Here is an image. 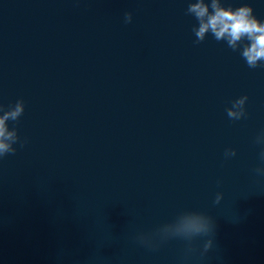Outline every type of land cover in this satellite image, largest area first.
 <instances>
[{
  "label": "water",
  "instance_id": "95a60500",
  "mask_svg": "<svg viewBox=\"0 0 264 264\" xmlns=\"http://www.w3.org/2000/svg\"><path fill=\"white\" fill-rule=\"evenodd\" d=\"M222 3L264 21V0ZM187 7L0 0V104L24 101L9 127L26 141L0 159V264H264V67L211 34L195 43ZM183 210L215 220L203 257L207 237L193 253L137 241Z\"/></svg>",
  "mask_w": 264,
  "mask_h": 264
},
{
  "label": "clouds",
  "instance_id": "9594fccd",
  "mask_svg": "<svg viewBox=\"0 0 264 264\" xmlns=\"http://www.w3.org/2000/svg\"><path fill=\"white\" fill-rule=\"evenodd\" d=\"M186 15L192 16L197 22L192 29L196 37L195 43L203 42L211 34L217 42H224L233 52H239L250 69L264 67V21L254 15L250 5L233 8L224 6L222 0H188ZM132 19V13L126 12L123 22L130 24ZM247 101V95L233 100L231 106L226 109L228 118L233 121L246 118ZM24 111L25 103L22 99L7 107L0 104V159L14 155L17 151L15 145L18 143L20 147L26 143L19 137L17 128L9 127V122H18ZM254 142L261 145L259 156L264 162V130L257 135ZM235 155V149H226L224 152L225 159ZM255 171L264 175V167ZM222 199L223 193L218 192L214 204H219ZM215 228V220L211 215L198 210H183L172 222L158 227L153 232L140 233L136 239L151 250H156L159 244L170 239H180L186 243V252L193 253L196 251L193 242L198 238L207 237L200 251L203 257L213 248Z\"/></svg>",
  "mask_w": 264,
  "mask_h": 264
}]
</instances>
